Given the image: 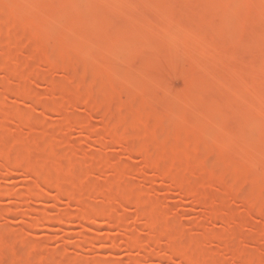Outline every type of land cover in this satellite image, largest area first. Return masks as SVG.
I'll return each mask as SVG.
<instances>
[{"label":"rangeland","instance_id":"374dc122","mask_svg":"<svg viewBox=\"0 0 264 264\" xmlns=\"http://www.w3.org/2000/svg\"><path fill=\"white\" fill-rule=\"evenodd\" d=\"M61 1L0 0V142H5L8 145L1 143L0 148L3 145L6 148L2 147L1 149L9 151L8 148L14 147V151L10 152L14 155L12 159L16 158L13 161V165L10 166L11 168L13 166L11 171H7V168L1 167V161L4 160L5 156H2V151L0 152V157H2L0 160L3 159L0 161V264H11L13 259H19V262L16 261L18 264H24L25 262V264H36V261L31 260L38 257L34 255H42V252L43 255L44 252L45 254L53 255V258L50 256L52 259L45 261V257L41 261L39 259L42 257H40L37 259V261L39 260L37 264H104L105 262L109 264L110 261L112 262L111 264H114V262L116 264H179L182 263L181 260L183 258L180 260L175 258L176 263L171 261L165 253L175 249L173 253L177 251L180 254H187L189 248L191 249V246L194 245H197L200 249L198 251V248L194 246V249L199 252L198 254L203 253L200 258H197L205 257L203 259L207 262L206 264H212L211 261L217 262L216 264H249L251 261L257 262L254 264H264V214H258L257 211L254 215L252 213L254 209L250 203L251 200L259 201L264 207V189H262L264 188V145L259 141L261 133L264 131V114L259 112L255 117L252 115L254 118H251L247 124L246 121H243L245 115L242 110H240L242 114H239L240 112L238 111L241 108L240 106L244 107V104H246V109L244 110H247L248 107H252V109L257 107L253 106L256 96L254 98L252 96L257 95L255 93L256 87H253V85L252 87H236L237 95L235 97L240 98L239 100L237 98H225L222 94L217 95L216 106H213L217 112H211L213 111L211 110V113H194L193 101L191 102L190 98L185 95L188 94L186 90L189 91L193 88L190 77L198 70L194 62L199 60L200 57H207L208 52V54L210 52L215 53V60L213 58L214 66H211L212 59L210 58L211 67L206 68V72L208 71L207 73L212 76L213 80L215 76L217 79L221 77L219 80L223 85L228 82V86L230 84L232 86L236 85L239 82V77H243L242 71L230 68L231 66H227L228 68L224 69L222 64L226 60L233 58L234 54V57L240 56L239 45L253 42L251 32L237 30L235 28L237 26L232 24L228 26L210 24L209 28L214 25L215 27L213 26V28L218 32L215 33V37L218 36L216 39L214 33H211L214 29H212L213 31L209 29L211 31L209 34L207 31L202 33L199 28L200 31L194 29L189 32L188 30L184 36H180L179 32L176 33V31H179L177 29L179 22L176 18L177 15H173L175 19L171 15V18L178 21H175V30V28L171 27L173 20L166 11L178 6L180 8L183 6L181 4L190 5L188 0H135V2L133 0L134 4L141 5V7L139 5L140 8L138 7L137 10L136 7L135 10L133 9L136 5L132 4L134 5L132 7L129 4L131 3L129 0H127L129 1L127 4L130 7L125 4L126 0H74L75 2L70 6H62ZM120 1L122 2L121 4ZM194 1L200 6L198 7L197 5V8L195 7L194 9L190 5L192 6L193 14L196 15L195 10L204 12L208 10L205 13L207 17L208 13L212 14L209 17H214V13L224 14L222 16H225V11L229 10L228 14L230 13V16H228L230 18L237 21L240 19L239 21H241V19L250 15L251 10H253V5L251 4L253 1L251 0H229L231 4L230 6H228L229 4L226 5L229 8L226 7L227 10L224 9L225 11L220 8L223 7L222 5H219V7L217 4V2L219 3L222 0ZM223 1L226 2L225 0ZM224 2L221 3L225 4ZM144 4L145 6H143ZM208 4L212 7H209ZM124 5L126 8L123 7L121 9ZM117 9H121V12H123H117ZM141 9H145V11L142 12ZM219 9L221 10L217 12ZM134 12L135 14L132 15L131 13ZM141 13L145 14L142 15ZM217 15L219 16V14ZM180 16L179 14L178 17ZM187 17L186 15L182 16V19ZM188 18L186 22L191 21L193 24H199L198 19L194 21L193 19L195 18ZM144 19L147 25L144 23ZM164 20H167L166 23L171 20V26L169 27L172 30L169 28L167 30L174 31L176 34H164L167 31L161 29L165 22ZM179 20V23H181V19ZM11 21L15 22L18 27H12ZM147 21L153 22L154 25H156L155 22H163L161 27L156 28L163 34V37L160 38L162 35L158 32L161 35L159 39L162 41V45L166 46L168 54L174 45V50L182 46L178 50L182 48L181 51L189 50L190 52L191 50L194 55L201 53L198 56L199 59L195 55L196 58L193 57V62L185 59L182 64L180 63L181 65L179 64L180 66L178 65L177 69L175 68L177 75L173 76L179 75L176 79L171 76L172 74L170 75L169 70L166 68L164 70L165 63L163 62L167 58L165 55L168 56V54H163V52L161 54L156 51L155 43H152L154 42L152 41L153 38L151 39L150 37L151 40H149L148 37L147 40L145 39V43L127 41L131 39V36H134L133 32L142 31V29L141 31L139 30L143 23L147 28L151 27L152 25L149 26L150 22ZM237 21L234 22L236 23ZM109 22L112 25L113 32L118 33L113 44L112 34L102 37L101 32H99L100 28ZM175 22L173 21L174 24ZM168 23L167 25H169ZM152 27L154 30L155 26ZM162 28L165 27L163 26ZM151 29L148 30L149 33L157 34V30H155L156 32H151ZM252 31L256 33L264 32V13L253 19ZM124 36H128V38L130 36V38L117 41L119 37ZM219 36L221 41H219ZM258 40L261 42L260 39ZM44 46H48V49L53 50L55 56L48 57L45 53V48H43ZM210 56L212 57L213 55L211 54ZM189 59L192 60V54ZM47 61L50 63H47ZM6 64L9 65L7 66ZM48 64H51L52 67ZM135 66L136 68H134ZM14 73L20 74V77L24 76L21 79L16 77ZM106 75L109 76L107 77ZM11 76H13V79H10L12 78ZM14 77L17 79L16 81ZM244 77L253 81L263 80L264 60L257 62L255 69ZM208 79L210 78L208 77ZM203 80L207 81L206 79ZM82 82L88 85L91 83L90 85L92 86L89 85L90 89H86L87 87L82 86ZM260 82L262 83V81ZM155 84L157 85L155 86ZM166 85L171 88H167ZM159 86L161 88L163 86L166 87V93L160 97L156 94V89ZM92 88L95 92L93 93L95 94L94 99L97 100L94 110L98 109L100 115L108 113L111 120L114 116H116L114 117L116 120H118L117 118L124 120L125 124L127 123V130H133L130 132L133 133L130 137L136 138L133 140L135 147L137 144L136 149L139 146L142 148V144L149 143L152 147H155L154 150L162 148L167 150L166 152L169 154H172L173 151L181 152L185 156L188 155L198 160L194 168L188 169L190 171L189 175L184 172L186 176L178 175V177L184 176V179L188 178L189 181L190 179L193 181L192 185L194 184L195 194L204 199L203 205L198 204L188 196L181 197L180 192L176 188H170L165 180L155 176L157 170L156 172L154 171V160L151 157L154 153H150L152 155H148L149 157L147 155L144 157L139 154V148L137 152H132L130 149L131 152H129L127 145L126 147L122 145L121 137L115 139L107 137L108 131H110L109 124L116 122L112 123L114 118L112 121L109 120L108 124L103 120L104 123L101 122V116L99 117L97 112L94 113L95 111L89 114L85 99L84 101L81 100L83 99L81 97L83 93L87 96L88 93L93 92L91 91ZM85 91L88 93H85ZM79 95H81L80 99L78 98ZM156 95L158 97H155ZM181 95H184V97H181ZM240 100H243L244 104L241 105L242 101L240 102ZM195 103L197 106L196 101ZM261 103L263 102L260 99ZM118 104L121 107L117 106ZM101 106L104 110H102ZM108 107L110 108L109 112L107 111ZM120 108L121 111H117ZM222 110L224 113L220 114L219 111ZM145 116L148 118L146 119ZM156 121L160 122V124L158 125ZM84 123L88 126H83ZM88 129L90 130L89 132H87ZM188 132L189 134H187ZM147 133L150 137L145 135ZM185 136V139L190 144L187 141V143L183 142ZM221 136L226 138L225 140L228 142L226 144L230 143V147L232 146L234 150L230 151V147H227L228 145L221 139L224 137ZM250 137L255 141L249 143ZM50 140L53 141H51L52 144ZM33 149L35 150L33 151ZM22 150L25 153L27 151L26 156ZM5 152L4 155H6ZM15 152H18V155ZM19 152H23L21 153L22 156ZM127 153H132V156ZM40 154L44 157H41ZM205 155L207 157L211 155L206 162H204L205 159H203L204 161L201 160ZM17 156L21 158L19 159ZM32 157H36L35 160L37 159L38 162L37 160L34 162ZM150 158L151 160H149ZM67 159L71 160V162L77 160V163L75 162V164L72 163L71 165ZM65 160H67V164H62ZM184 160L186 158L182 161L184 162ZM102 163L107 164H105L106 166L104 165L105 168H102ZM28 164H31V166ZM64 165H66V169L62 167ZM67 165L68 168L71 167V170L67 168ZM32 166H37L36 170L41 172L47 169L42 174L48 172L50 174L52 170L51 173L56 171L54 175L57 173L64 175V177L58 178L60 175L57 174L56 176L58 177L55 180L60 181L62 179L61 181H63V178L67 179L61 182L62 185L59 182V186H63L64 192L58 190V185H56L58 183H53L54 187L53 181H50V184H48L49 182H45L46 184L43 182L40 189H38L36 178L30 171V167L33 168ZM56 167L62 168L55 169ZM72 167L74 168L73 171ZM75 168L77 169L76 172ZM78 169L84 171V173H80L79 182L75 178L79 176ZM27 170L31 173V176ZM183 171L182 169L177 171L176 175L178 172V174H183ZM49 177L52 179V176ZM74 179H77V181L75 180V182ZM68 187L69 189L73 187L70 191L75 194L72 196L68 195L65 191ZM123 190L126 193L130 192L129 197L133 192L135 197H137V200L135 199L136 202L133 201L132 203L133 198H135L134 194H132V200L131 197L128 200L130 205L128 203L121 204V201L124 200L123 197H120L119 200L117 198L120 195L118 194L119 191H121V194L124 193L126 195ZM37 193L39 196L35 195ZM96 194L105 195L104 197L108 199L104 202L100 201L101 196L99 195V198ZM33 195L34 198H31ZM18 196L19 199L17 198ZM126 196L128 197V194ZM122 202H125V200ZM119 203L122 207H120ZM137 206H140L144 215L149 216L151 224L154 226H151L148 222L146 223L144 218L137 216ZM144 209L150 214L146 213ZM38 210L42 212H38ZM108 210L112 214L109 213L107 215ZM157 210L160 213L162 211L164 213L163 225L157 221V213H155ZM87 211L95 212V216L98 215L95 217L97 219L88 222L83 217L81 218L83 212L89 214ZM210 212L223 215L224 220H214ZM105 213L110 218L113 215L112 218H116L115 221L120 225L111 226L108 224L105 220L108 218ZM42 215L46 216L45 221L42 219L43 221L41 220V223L38 224L37 222H40L39 218H42ZM160 221L162 222L161 219ZM155 225L159 226L160 230L162 227L164 229L163 232L166 230L167 236L164 233L165 238L154 236L158 230L157 227L154 228ZM151 227L156 230L153 231L154 235L149 230ZM2 233L3 235L7 233L8 236L13 233L11 240L15 236L13 239L16 241V246L14 240L10 244L7 238L4 239L7 234L2 237ZM176 233L181 236L178 237L179 241L174 240ZM171 234H174L175 237ZM181 234L185 236L183 235V237ZM127 235L128 239L130 237L135 243L132 245L133 250L129 248L128 250L123 247V243L119 244L116 242H121L120 238L125 240ZM171 236L173 239L172 243H175L174 241L177 242L175 245H177L179 251L175 245H172ZM110 237L114 240L117 239L115 242L120 246H115L113 241L110 242L113 240ZM221 237H224V239ZM146 239L149 241L151 239V242H154V252L152 251L153 248H150L151 250L148 248L151 251L150 253V251L144 249L146 246L138 245L140 244L138 240L143 243L147 241ZM4 240L5 242H3ZM187 242L194 244L189 246ZM185 244H188V246L186 247ZM198 245H201V247ZM169 246L173 249L169 248ZM227 246H229V249ZM223 247L227 248V250L224 249L223 251ZM136 249H141L144 253L146 252L144 250H147L148 254H142V251H135ZM168 249L171 250L167 251ZM234 249H237L238 253ZM37 250L42 251L41 254ZM181 250L184 252H180ZM195 251L192 250L191 252ZM197 251L195 252L196 254ZM225 251H229V254L225 253ZM177 254L175 255L177 258L187 256H179ZM29 255L31 256L29 257ZM5 258L8 259L5 260ZM10 258L12 259L10 260ZM29 258L32 259L30 260ZM203 261L200 263L202 264Z\"/></svg>","mask_w":264,"mask_h":264},{"label":"bare ground","instance_id":"6f19581e","mask_svg":"<svg viewBox=\"0 0 264 264\" xmlns=\"http://www.w3.org/2000/svg\"><path fill=\"white\" fill-rule=\"evenodd\" d=\"M122 1H125V0H122ZM129 1L131 2V3H129ZM129 1H125L126 3L125 4H127V2L133 7L134 5H136V6H134L133 7V9L135 10V7H136V10H137V8L139 7V5L140 4H134L133 3V0H129ZM161 1V0H160ZM179 1V0H178ZM183 1H185V0H183ZM182 1V2H183ZM226 2H224L223 0L221 1L222 3L224 2L225 4H222L221 2H217V4H218V6L219 5H222L223 7H220V8H223V10L225 9V10H227V8H229V7H227L226 5H228V6H230V4H231V0L229 1V0H225ZM251 1H253L251 4L253 5V10H251V14L250 15H247V17H245V18H243V19H241V21H239L240 19H238V21L237 20H233L232 18H230L229 16V14H228V11L229 10H227V11H225L226 13V15L225 16H222V15H224V14H221L220 15V13H214L215 14V16L213 17H209V16H211L212 14H210V13H208V17H207V15H205V13L208 11V10H206L205 8V5H204V7L203 6H201L202 8H204L206 11L204 12V11H199V10H195V13H196V15L195 14H193V12H192V6L194 7V9H195V7L198 5V7L200 6L198 3H196L194 0H188V3L190 4V5H192V6H190V5H187V4H181V6L182 7H180V8H178V7H176V8H174V9H170L169 10V8H167V10H169V11H166L167 13H169V15H170V18H171V15H172V17L174 18V16H176V18H177V20L180 22V20L179 19H181V23H179L177 20H174L173 18H171L174 22L176 21V22H178V30L179 31H176V33H178L179 32V35L180 36H184V34H186L187 32H188V30H189V32H191V31H193L194 29H196V31H200V30H202V33H204V32H206L207 31V33L209 34V32H211V31H209V29L210 30H212V29H214V31L213 32H211L212 34L214 33V37H215V33H218L216 30H215V28H213V26L212 27H210L209 28V25L210 24H215V25H217V26H219V25H222V26H228V25H236L237 27H235V28H237V30H245V31H250L251 32V35L253 36V42L252 43H243V44H241V45H239L238 46V51H239V54H240V56L238 55L237 57H234L235 56V54L233 55V58H230V59H228V60H226L223 64H222V67L224 68V69H227L228 67L227 66H231L230 68H233V69H238L239 71H242V73H243V77L245 76V75H247V74H249V73H251L254 69H255V66H256V63L257 62H259V61H261V60H264V32L263 33H256V32H253L252 31V27H253V19H255L257 16H259V15H261L262 13H264V0H251ZM250 1V2H251ZM75 1L74 0H62L61 1V3H62V6H70V5H72L73 3H74ZM134 2H135V0H134ZM138 2V1H137ZM195 2V3H194ZM60 3V2H59ZM122 2L120 1V4H121ZM161 3V2H160ZM221 3V4H220ZM123 4H124V2H123ZM129 4H127L128 6H129ZM132 4H134V5H132ZM142 4V3H141ZM158 4V3H157ZM194 4H196L195 6H194ZM206 4V3H205ZM160 5V4H159ZM162 5V4H161ZM178 5V4H177ZM211 5H213L212 3H211ZM210 4H208V6L210 7L211 6ZM216 5V4H215ZM143 6H145V4L143 5ZM153 6V5H152ZM186 6V7H185ZM191 8H190V7ZM121 7V6H120ZM119 7V8H120ZM123 7L124 8H126L125 7V5L124 6H122L121 7V9H123ZM130 7V6H129ZM140 7H141V5H140ZM139 7V8H140ZM162 7V6H161ZM172 7V6H171ZM173 7H175L174 5H173ZM172 7V8H173ZM200 7V8H201ZM212 7V6H211ZM227 7V8H226ZM143 8H145V7H143ZM182 8H184V9H182ZM197 8V7H196ZM121 9L119 10V9H117V12L118 11H120L121 12ZM128 9H131V8H128ZM132 10V9H131ZM130 10V11H131ZM142 10V9H141ZM141 10H140V12H141ZM162 10H163V8H162ZM174 10V11H173ZM179 10V11H178ZM221 9H219L217 12H219ZM133 11V10H132ZM138 11H139V9H138ZM143 11H145V9L144 10H142V12ZM170 11H172V12H170ZM188 11V12H187ZM197 11H199V12H197ZM123 12V11H122ZM121 12V13H122ZM139 12V13H140ZM174 12V13H173ZM181 12V13H180ZM183 12V13H182ZM184 12H187V13H184ZM204 12V13H203ZM120 13V14H121ZM129 13V12H128ZM127 13V14H128ZM137 13V12H136ZM170 13H172V14H170ZM176 13V14H175ZM201 13H203L202 15H201ZM117 14V13H116ZM130 14V13H129ZM132 15L133 14H135V12L134 13H131ZM138 14V13H137ZM142 14V13H141ZM140 14V15H141ZM143 14H145V13H143ZM142 14V15H143ZM181 15L180 17H178V15ZM189 14V15H188ZM191 14V15H190ZM216 14H219V16L217 15L216 16ZM125 15H126V12H125ZM139 15V14H138ZM174 15V16H173ZM188 16L187 18L188 19H192L191 17H193V18H195V19H193L194 21H197V19L199 20L198 21V23L200 24H193V23H191V21H188V22H186V19L187 18H184V19H182V16ZM194 15V16H193ZM229 15V16H228ZM191 16V17H190ZM198 16V17H197ZM201 16V17H200ZM232 17V16H231ZM206 19V20H205ZM161 20V19H160ZM184 20H185V22H184ZM209 20H211V21H209ZM161 21H163V20H161ZM165 22H164V24H163V26L165 27V28H162L161 27V25H162V23L163 22H155V24L156 25H154V23L152 22H150V21H147V22H150L148 25L149 26H155L154 28V30H153V27L151 26V27H148L147 28V23H145V19H144V23L146 24H144L143 23V25L142 26H140V30L139 31H141V29H142V31L141 32H133V33H131V34H133L134 36L132 37L131 36V39H129L130 38V36H129V38H128V36H124V37H119L118 39H117V41L119 42L120 40H123L124 38H126V39H129V40H127V41H134V42H138V43H142V42H146L145 41V39L147 40V38L149 39V40H151L152 38H153V40L152 41H154V42H152V43H155V49H156V51H158L159 53H161L162 54V52H163V54L164 53H166V54H168V50H167V48H165L166 46L165 45H162L163 43H162V41H160V39H159V37L160 38H162L163 37V34H162V32L160 31H158L157 30V28H159V27H161V29H164V30H167V28H169L170 29V27L169 26H171L172 28H175L176 27V22H175V24L173 23V21H172V23H171V20L169 21V25H167V23H166V21L167 20H164ZM208 21V22H207ZM234 21H237L236 23L234 22ZM17 23V22H16ZM159 23H161V24H159ZM170 23H171V25H170ZM209 23V24H208ZM235 23V24H234ZM11 26L12 27H18L17 26V24H15V22H13V21H11ZM192 25H193V27H192ZM167 26V27H166ZM175 26V27H174ZM238 26H239V29H238ZM157 27V28H156ZM197 27V28H196ZM215 27V26H214ZM147 28V29H146ZM152 28V29H151ZM172 28L170 29V30H172ZM192 28V29H191ZM200 30H199V29ZM208 28V29H207ZM16 29V28H15ZM149 29H151V32H156L155 30H157V34L156 33H154V35L153 34H151V33H149ZM160 29V30H161ZM167 30V31H165V33L164 34H166V35H172V34H174L175 32L174 31H170V30ZM19 30V29H18ZM163 30V31H164ZM175 30H176V28H175ZM191 30V31H190ZM114 30L112 29V25L110 24V22L107 24V23H105V25L102 27V28H100V31L99 32H101V36L103 37V36H107V35H110V34H112L113 35V40H112V44L114 43V39L116 38V36H117V32H113ZM158 32H159V34H161V35H159L158 34ZM175 33V34H176ZM206 33V34H207ZM210 33V34H211ZM103 34V35H102ZM130 34V35H131ZM165 35V36H166ZM150 37H151V39H150ZM174 37V36H173ZM172 37V38H173ZM218 37V36H217ZM217 37H215V39L217 38ZM255 37V38H254ZM166 38V37H165ZM167 38H168V36H167ZM167 38H166V40H167ZM171 38V39H172ZM179 38V37H178ZM256 38H258V39H260L261 40V42L258 40V39H256ZM169 39V38H168ZM219 41H221V37L219 36ZM133 42V43H134ZM163 42H165L166 43V41H164L163 40ZM169 42V41H168ZM164 46V47H163ZM177 46V45H176ZM250 46H251V49H250ZM48 47V46H47ZM46 46H44L43 48H45V50H46V54H47V56L48 57H54L55 55V52L53 51V50H50V48L48 49ZM58 47V46H57ZM169 47H170V45H169ZM174 47H175V45H174ZM173 47V48H174ZM182 47V46H181ZM181 47H178V49H180ZM59 48V47H58ZM170 48H172V47H170ZM169 48V49H170ZM170 49L169 50V54H168V56L167 55H165L164 57L166 58H162V59H165V61L163 62V63H165V65H166V67H165V65H164V70H165V68L167 69V70H169V72H170V75L174 78V79H176V77H178V76H176V77H174L173 75H177V72H176V69H177V67H178V65L181 63L182 64V62L186 59L187 61H189V62H193V57H195V55H194V53H191V50H190V52H189V50H183V51H181V50H178V49H176V50H174V49ZM185 48V47H184ZM52 49V48H51ZM167 51H166V50ZM188 49V48H187ZM165 50V51H164ZM172 50V51H171ZM174 50V51H173ZM187 51V52H186ZM209 51H211V50H209ZM249 51H250V55H249ZM186 54H185V53ZM194 52V51H193ZM207 52V51H206ZM205 52V53H206ZM189 55H188V54ZM199 53V52H198ZM209 53V52H208ZM207 53V57H200V59H199V55L201 54H197L196 55V57L199 59V60H195L196 62H194L195 63V65H197V72L193 75V76H191L190 77V81H191V83H192V86H193V88L192 89H190L189 91H187L186 90V92H188V94H185V95H187L186 97H189L190 99L189 100H191V102H192V104L194 105V107H193V110L195 111L194 113H200L201 114V112L203 113H209L211 110H213V111H211V112H217L215 109H214V107L216 106L215 105V103L217 102L216 100H218L217 98V95L219 96L220 94H222V95H224V97L226 98H237V100H239L238 99V97H235V95H237L236 94V91H235V89H236V87H239V86H241L242 88H243V86L244 87H252V85H253V87H256L255 88V93H257V95H258V97H257V95H252L253 96V98H254V96H256L255 98H254V101H255V104L253 105L254 107L255 106H257V107H255V109H252V107H248V108H251L252 109V111H251V109H248L247 108V110H244V109H246L245 108V106H246V104H244V102H243V100H240V102L242 101V103H240L241 105L242 104H244V107L243 106H240V107H238V108H240V109H238V111L240 112L239 114H242V113H244V115H245V119L243 120V121H246L247 122V124H248V122L250 121V119L251 118H254L257 114H259V112L260 113H262V114H264V107H263V104H264V79L263 80H261L260 79V81H262V83L259 81V80H257V81H253V80H248L247 78H243V77H239V82L236 84V85H234V86H232L231 84H230V86H228V83H225L226 85H223V83H221V81L219 80V78L221 79V77H219L218 79H217V77L215 76V74H214V76L216 77H214V80H213V78H212V76H210L207 72H206V68L208 69L209 67H211V66H214V60H215V53H213V52H210V54H208ZM191 54H192V60H190L189 58L191 57ZM203 54V53H202ZM213 55L212 57L210 56V55ZM237 54H238V52H237ZM163 56V55H162ZM189 56V57H188ZM195 57V58H196ZM212 59V64H211V66H210V61L209 60H211ZM213 58H214V60H213ZM251 59V60H250ZM205 60V61H204ZM50 61V60H49ZM49 61H47V63L49 62ZM186 61V62H187ZM202 61H204L203 63L200 62ZM7 63H9V62H7ZM50 63V62H49ZM197 63V64H196ZM180 64V65H181ZM226 64V65H225ZM7 65V64H6ZM5 65V66H6ZM9 65V64H8ZM7 65V66H8ZM15 65H17L16 63H15ZM49 66H51V64H48ZM138 65V64H137ZM179 65V66H180ZM207 65H209V66H207ZM224 65V66H223ZM6 66V67H7ZM199 66V67H198ZM52 67V66H51ZM138 67H139V65H138ZM134 68H136V66L134 67ZM163 68V67H162ZM176 68V69H175ZM222 68V69H223ZM163 70V71H164ZM204 70V71H203ZM211 70V69H210ZM173 73H172V72ZM176 73H175V72ZM112 72H114V71H112ZM117 72V71H116ZM168 72V71H167ZM202 73V74H201ZM15 75H16V77H20V74H17V73H14ZM109 74V73H108ZM168 75H169V73H167ZM206 74V75H205ZM211 74V73H210ZM14 75V76H15ZM17 75H19V76H17ZM117 75H118V73H117ZM24 76V75H23ZM23 76H21L20 78L22 79V77ZM107 76V75H106ZM105 76V77H106ZM109 76V75H108ZM107 76V77H108ZM219 76V75H218ZM12 78H10V79H13V76H11ZM205 77V78H204ZM208 77L210 78V79H208ZM15 78V77H14ZM9 79V80H10ZM19 79V78H18ZM84 79H85V77H84ZM105 79V78H104ZM103 79V81H105ZM203 79H206L207 81H204ZM212 79V80H211ZM240 79H241V81H240ZM17 79L15 78V81H16ZM20 80V79H19ZM13 81V80H12ZM210 81V82H209ZM250 81V82H249ZM85 82V81H84ZM84 82H82L83 83V85L82 84H80V85H82L83 87H87L86 89H90V86H92V85H88L87 83H85L84 84ZM108 82H109V80H108ZM107 82V83H108ZM104 83V82H103ZM102 83V84H103ZM222 85H221V84ZM89 86H87V85ZM159 84V83H158ZM160 84H162V83H160ZM84 85H86V86H84ZM157 84H155V86H156ZM167 86V85H166ZM172 86V85H171ZM102 87H103V85H102ZM167 88H169L168 86H167ZM171 88V87H170ZM169 88V89H170ZM157 91V95L160 97L162 94L164 95V93H166L165 91H166V87H160L159 86V88H157L156 89ZM234 90V91H233ZM89 91V90H88ZM91 91H93V88H92V90ZM99 91H100V89H99ZM232 92H235V93H232ZM85 93H88V92H86L85 91ZM93 93H95L94 91L93 92H91V93H88L87 94V96L86 95H84V93L82 94V96L81 95H79L78 96V98L80 99L81 97L83 98V99H81V100H83L84 101V99H85V104H86V106L88 105V108H87V111H88V113L90 114V113H92V112H94V113H98L99 112V110L97 109V110H94V108H96V102H97V100H95L94 99V95L95 94H93ZM99 94H100V92H99ZM181 94V93H180ZM260 94V95H259ZM86 96V97H84V96ZM155 96V97H158V96ZM162 95V96H163ZM221 95V96H222ZM232 95V96H231ZM81 96V97H80ZM184 97V95H181V97ZM29 97H31L30 95H29ZM261 97V98H260ZM263 97V98H262ZM87 98H89L88 100H86ZM99 98V97H98ZM102 98H103V96H102ZM106 98V97H105ZM105 98H104V100H105ZM154 98V97H153ZM194 99V100H192V99ZM259 98V99H258ZM91 99V100H90ZM92 99H93V101H92ZM163 100H165L164 98H162ZM259 100V102H258V100ZM260 99L262 100V102L263 103H261L260 104ZM107 100V99H106ZM90 101H92V102H90ZM195 101L197 102V106H196V103H195ZM106 102V101H105ZM256 102H258V103H256ZM195 103V104H194ZM258 104V105H257ZM101 105V104H100ZM107 105V104H106ZM192 105V106H193ZM105 106V105H104ZM114 106V105H113ZM117 106H119V107H121L120 106V104H118ZM124 106V105H123ZM137 106V105H136ZM214 106V107H213ZM102 107V106H101ZM111 107V106H110ZM119 107H117L118 109H119ZM137 107H139V106H137ZM253 107V108H254ZM263 107V108H262ZM98 108V107H97ZM113 108V107H112ZM111 108V109H112ZM64 109V108H63ZM109 107H108V112H109ZM123 109H125L124 107H123ZM139 109V108H138ZM236 109V108H235ZM102 110H104L103 109V107H102ZM240 110H242V113H241V111ZM249 110V111H248ZM111 111V110H110ZM117 111H121V108H120V110H117ZM128 111V110H127ZM189 111H191V110H189ZM199 111V112H198ZM206 111V112H205ZM237 111V110H236ZM247 111V112H246ZM251 111V112H250ZM254 111V112H253ZM106 112V111H105ZM114 112V111H113ZM124 112H125V110H124ZM146 112V111H145ZM210 112V113H211ZM246 112V113H245ZM248 112H249V116H248ZM87 113V114H88ZM112 113V112H111ZM191 113H192V111H191ZM191 113H190V115H191ZM219 113L221 114V113H224L223 112V110L222 111H219ZM250 113H251V115H250ZM113 114V113H112ZM188 114H189V112H188ZM255 114V115H254ZM98 115H99V117L101 116V122H103V121H106L105 123L106 124H108V121L110 120V121H112L113 120V118L114 117H116V116H114V117H112V120H111V117L109 118V116H108V113H105V115L104 114H102V115H100V113H98ZM114 115H116V114H114ZM149 115V114H148ZM189 115V116H190ZM195 115V114H194ZM254 117H253V116ZM60 116V115H59ZM62 116V115H61ZM147 116V115H146ZM146 116H145V118H146ZM252 116V117H251ZM108 117V118H107ZM156 117V116H155ZM231 117V116H230ZM234 117V116H233ZM103 118V119H102ZM144 118V119H145ZM148 118V117H147ZM146 118V119H147ZM153 118V117H152ZM60 119H61V117H60ZM63 119H64V117H63ZM118 120H116L115 118H114V121H112V123L113 122H115V123H113V124H109V128H110V131H108L109 133H108V135H107V137H109V138H120L121 137V142H123V144L122 145H125L124 147H126V145H127V150L129 151V152H137V149L139 148V150H138V152H139V154H142L144 157H145V155H147V157H149V156H151L153 153V155L151 156L152 157V159L154 160V162H153V160H152V162H153V164H154V167H155V169H154V171L156 172V170H157V173L155 174V172H154V174H155V176H157V177H159L160 179H163V180H165L168 184H169V187L171 188V187H174V188H176L179 192H180V196L181 197H186V196H188L189 198H191V199H193L194 201H196L198 204H200V205H203L202 203H204V199L203 198H201L200 196H198V195H196L195 194V187H194V184L192 185V183H193V181L190 179V181L188 180V178L187 179H184V176H186L187 174L189 175V172L190 171H188V169L190 168V169H192V168H194L195 166H196V164H197V162H198V160L197 159H195V158H193V157H191V156H185L183 153H179V152H176V151H171L172 152V154H169L168 152H166L167 150H164V149H157L156 148V150H154L155 149V147H152L149 143H147V144H142V148H140V146L136 149V147H137V144H136V147H135V144L133 143V140H135L136 138H132V137H130L133 133H130V132H132L133 130H127V128H126V126H127V123L125 124V121L124 120H122V119H120L119 120V118H117ZM144 119H143V121H144ZM103 120V121H102ZM159 120V119H158ZM248 120V121H247ZM5 121V120H4ZM60 121V120H59ZM142 121V120H141ZM163 121V120H162ZM238 121V120H237ZM157 122V121H156ZM239 122V121H238ZM245 122V123H246ZM104 123V122H103ZM109 123H111V122H109ZM143 123V122H142ZM158 123V122H157ZM85 124V125H84ZM83 124V126H88L86 123H84ZM160 124V122L158 123V125ZM241 124V123H240ZM246 124V125H247ZM157 125V126H158ZM242 125H243V123H242ZM245 125V126H246ZM107 126V125H106ZM103 127H104V124H103ZM87 128H89V127H87ZM107 128V127H106ZM137 128V127H136ZM156 128H158V127H156ZM132 129H135V128H132ZM86 130V129H85ZM90 130L88 129V131L87 132H89ZM139 131H140V129H139ZM143 131V130H142ZM104 132H105V130H104ZM155 133V132H154ZM192 133H194L193 131H192ZM187 134H189V132L187 133ZM191 134V133H190ZM262 135H261V137H260V139H259V141L261 142V144L262 145H264V131H263V133H261ZM2 135V134H1ZM145 135H148V137H150V135L147 133V134H145ZM180 135V134H179ZM187 136V135H186ZM186 136L184 137V139L186 138ZM134 137H136V136H134ZM147 137V136H146ZM221 137H224V136H221ZM5 138V137H4ZM123 138V139H122ZM132 138V139H131ZM252 137H250V139L248 140L249 141V143L251 142L252 143V141H255V140H253V139H251ZM0 139H1V137H0ZM3 139V138H2ZM221 139H223V142L226 144V142H227V140H225L226 138L224 137V138H221ZM220 139V140H221ZM4 140V139H3ZM117 140H119V139H117ZM131 140H132V142H131ZM182 140H183V138H182ZM225 140V141H224ZM2 141V140H1ZM51 141L52 140H50V143H51ZM187 140L185 139V140H183V142L185 143ZM222 141V140H221ZM247 141V142H248ZM53 142V141H52ZM119 143H120V141H118ZM135 142V141H134ZM188 142V141H187ZM186 142V143H187ZM1 143H5V142H0V144ZM228 143V142H227ZM52 144V143H51ZM188 144H190L189 142H188ZM230 144V143H229ZM229 144H226V145H228L227 147H230V145ZM260 144V145H261ZM3 145H6V143L5 144H3ZM2 145V147L5 149L6 147H4ZM133 147H132V146ZM145 145V146H144ZM222 145H223V143H222ZM1 146V145H0ZM6 146H8V145H6ZM28 146H30V145H28ZM28 146H26V148L28 147ZM144 146V147H143ZM169 146V145H168ZM1 147V148H2ZM24 147V146H23ZM135 147V148H134ZM164 147V146H163ZM0 148V152H1V154H3L2 156H5L4 157V160L3 159H1V160H3V161H1V167H3L4 166V169L5 168H7L6 170L7 171H11V169L13 168V166H12V168L10 167L11 165H13V161L16 159L15 157V159L13 160L12 158V156H14V155H12L13 153V149H14V147L12 148L11 147V149H9L8 147V150L9 151H7V149L5 150V151H7V152H5V151H3V149H1ZM25 148V147H24ZM23 148V149H24ZM31 148V147H30ZM150 148H152L153 149V151H152V149H150ZM18 149H20V148H18ZM22 149V148H21ZM28 149H29V147H28ZM131 151H130V150ZM221 149V148H220ZM224 149V148H223ZM227 149V148H226ZM16 150V149H15ZM30 150V149H29ZM35 149H33V151H34ZM39 150V149H38ZM37 150V151H38ZM124 150V149H123ZM231 150H234V148L232 149V146L230 147V151ZM10 151H12V152H10ZM23 152H21V153H23L25 156H26V153H27V151H26V153H25V151L24 150H22ZM223 151V150H222ZM225 151V150H224ZM4 152L6 153V155H4ZM10 152V153H9ZM17 153V155H18V152H15V154ZM20 152H19V154H21ZM30 153H31V151H30ZM38 153V152H37ZM150 153H152V154H150ZM10 154V155H9ZM127 154H130L131 156H132V153H127ZM204 154H208V153H204ZM8 155V156H7ZM32 155V154H31ZM37 155V154H36ZM149 155V156H148ZM1 156V155H0ZM7 156V157H6ZM21 156H22V154H21ZM40 156L41 157H44V156H42L41 154H40ZM154 156V157H153ZM206 156V155H205ZM205 156H203V158L201 159L202 161H204L203 159H205V161L204 162H206V161H208L209 159H210V157L209 156H211V155H209L208 157L206 156V158H205ZM17 157H19V159L21 158L20 156H17ZM27 157H28V155H27ZM61 157V156H60ZM75 157V156H74ZM130 157V156H129ZM0 158H2V157H0ZM36 158V157H35ZM35 158L34 157H32V160L35 162L36 160H35ZM38 158V157H37ZM62 158V157H61ZM184 158H186V160H184V162L182 161ZM25 159V158H24ZM23 159V160H24ZM39 159V158H38ZM73 159V158H72ZM76 159V158H75ZM31 160V159H30ZM68 160V163H69V161H70V163H71V165H72V163L73 164H75V162L77 163V160H73V162H71V160H69V159H67ZM67 160H65L62 164H67L66 163V161ZM149 160H151V158L149 159ZM61 161H62V159H61ZM243 161V160H242ZM16 162H18V161H16ZM25 162V161H24ZM37 162H38V160H37ZM47 162H49V161H47ZM152 162H151V164H152ZM244 162V161H243ZM264 162V161H263ZM21 163H22V161H21ZM28 163H30L29 161H28ZM52 163V162H51ZM51 163H50V165H51ZM24 164V163H23ZM27 164V163H26ZM54 164V163H53ZM61 164V165H62ZM106 163H102L101 164V166H102V168H105L104 167V165H105ZM247 164V163H246ZM16 165V164H15ZM22 165V164H21ZM25 165V164H24ZM23 165V166H24ZM29 165V164H28ZM27 165V166H28ZM36 165H37V163H36ZM61 165H59V166H61ZM107 165V164H106ZM105 165V166H106ZM29 166H31V164L29 165ZM56 166V165H55ZM54 166V167H55ZM70 166V165H69ZM75 166V165H74ZM73 166V167H74ZM101 166H100V168H101ZM253 166H254V164H253ZM33 167V166H32ZM36 167L37 166H34L33 168H31L30 167V171H32L31 173H32V175H34L35 177L34 178H36L35 180H36V184H37V187H38V189H40V186H41V184L44 182H49L48 184H50V181H53L52 182V184L53 183H58V184H56V185H58V190H60V191H63L64 192V188H63V186H61L62 184H61V182H63L64 181V179L65 180H67L66 178H63V181H61L62 179H60V181L58 180V181H55L57 178L56 177H58V176H56V175H54L55 173H56V171L54 172V173H51V171H50V174H48V173H46V174H42V172H45V171H39V170H36ZM50 167V166H49ZM62 167H66V165H64V166H62ZM62 167H58L59 169L60 168H62ZM72 167V171H73V168ZM78 167V166H77ZM152 167V166H151ZM153 167V168H154ZM255 167V166H254ZM57 167L55 168V169H58ZM67 168H68V165H67ZM26 169V168H25ZM32 169V170H31ZM37 169H40V168H37ZM51 169V168H50ZM52 169H53V167H52ZM66 169V168H65ZM68 169H70L71 170V167H69ZM67 169V170H68ZM80 169H82V168H80ZM80 169H78L79 171H77L78 173H79V176L78 177H75L76 175H75V173L73 174L74 175V177L75 178H77L78 179V182H79V177H80V173H84V171L83 170H81L80 171ZM108 169V168H107ZM184 170L182 173L183 174H178L177 173V175H176V172L177 171H179V170ZM189 169V170H190ZM29 170V169H28ZM27 170V172H29ZM35 172H34V171ZM76 168H75V172H76ZM150 170L152 171V169L150 168ZM26 171V170H25ZM53 171H54V169H53ZM62 171V170H61ZM61 171H58V172H61ZM37 172V173H36ZM40 172V173H39ZM184 172H185V174H184ZM30 173V172H29ZM28 173V174H29ZM31 173H30V176H31ZM153 173V172H152ZM51 174H53V175H51ZM88 174V173H87ZM153 174V175H154ZM52 176V179L49 177V176ZM58 175H60L58 178H61V177H64V175H61L60 173L58 174ZM82 175V174H81ZM84 175V174H83ZM178 175H184V176H181V177H183V178H181V177H178ZM72 176V175H71ZM33 177V176H32ZM54 179V180H53ZM77 179H74V181L76 180L77 181ZM69 180V179H68ZM75 181V182H76ZM81 181H82V178H81ZM59 182H60V186H59ZM68 182V181H67ZM45 183V184H46ZM71 183H74V182H71ZM51 184V185H52ZM51 185H49V186H51ZM43 186H45V185H43ZM53 186H54V184H53ZM55 187V186H54ZM46 188H47V185H46ZM72 189H73V187H72ZM71 188L69 189V187H68V189H65V191H66V193H68V195H70V196H72L73 194H75V193H72L70 190H72ZM261 189V188H260ZM262 189H264V188H262ZM4 190V189H3ZM68 190V191H67ZM115 190H117V189H115ZM119 190H121V189H119ZM1 191V190H0ZM26 191V190H25ZM41 191V190H40ZM70 191V192H69ZM233 191L234 192H236V190L235 189H233ZM5 192H6V189H5ZM29 192H31V191H29ZM99 192V191H98ZM120 192V193H119ZM118 192V194H120L119 196H118V200H119V198L120 197H123V199L125 200V202H122V201H124V200H122L121 201V199H120V201H121V204L123 203V204H126V203H130L128 200H130V197H131V200H132V194H134L133 192H132V194H131V196L129 197V193L130 192H125L124 190H123V192H125L126 193V195L128 194V197L123 193V194H121V191H119ZM2 193V192H1ZM8 194H9V192H7ZM6 193V194H7ZM59 193V192H58ZM62 193V192H61ZM103 194H106V193H104V192H102ZM101 193V194H102ZM3 194H5V193H3ZM28 195V194H27ZM30 195V194H29ZM36 196H39L38 195V193L37 194H35ZM41 195V194H40ZM99 198H100V196L98 195V194H96ZM107 195V194H106ZM122 195H124V196H122ZM234 195V194H233ZM32 196V195H31ZM105 195H102L101 196V199H100V201H106V199H108V198H106V197H104ZM134 197H135V194L133 195ZM137 196V195H136ZM18 199H19V196L17 197ZM29 198H30V196H29ZM31 198H34V195H33V197H31ZM98 198V199H99ZM137 197H135V198H133V200H132V203H133V201H135V199H136ZM102 199H104V200H102ZM117 200V201H118ZM137 200V199H136ZM119 201V202H120ZM136 202V201H135ZM138 203H139V201H138ZM250 203L252 204V207H253V211H252V213L255 215L256 213H257V211H258V214L260 213V214H264V207L261 205V203L259 202V201H254V200H251L250 201ZM127 204V205H128ZM141 204V203H140ZM119 205H120V203H119ZM130 205V204H129ZM141 205H143V204H141ZM126 206V205H125ZM120 207H122L121 205H120ZM135 207V206H134ZM94 208V207H93ZM143 208H145L146 210H147V208L146 207H144L143 206ZM90 209H91V207H90ZM134 209V208H133ZM144 209V211L146 212V210ZM89 210V209H88ZM94 211H96V209H93ZM109 210H111V209H109ZM108 210V211H109ZM39 211H41V210H38V212ZM85 211V210H84ZM42 212V211H41ZM82 212V211H81ZM80 212V214L82 215V213ZM87 212H89V214H86L85 212H83V216H81V218L83 217V219H85V220H87L88 222L89 221H91V220H95V219H97V218H95V217H97V216H95L96 214H95V212H93V211H87ZM96 212H98V211H96ZM37 213V212H36ZM85 213V214H84ZM109 213H111V211H109L108 212V214L107 215H109ZM146 213H148V214H150L149 212H146ZM155 213H157L156 215H157V221H159L160 223H162V225H163V222H164V220H163V211L160 213V211L158 212V210H157V212H155ZM155 213L153 214L154 215V218H155ZM159 213V214H158ZM212 215H213V218H214V220H218V221H223L224 220V216L223 215H220V214H216V213H213V212H210ZM38 214V213H37ZM41 214H44V213H41ZM41 214H40V216H41ZM99 214V213H98ZM112 214V213H111ZM136 214H137V216L138 217H140V218H144L145 219V221H146V223L148 222L149 224H151L152 222L150 221V219H149V216L148 215H144L143 213H142V210L140 209V206H137V210H136ZM250 214H251V212H250ZM253 214H251L252 216H253ZM45 215V214H44ZM44 215H42V218L40 217L39 219H40V222H37L38 224L39 223H41V220L43 219L44 221H45V218H46V216H44ZM115 215V214H114ZM63 216V215H62ZM105 216H106V213H105ZM105 216H104V218H105ZM113 216V215H112ZM112 216H111V218L110 217H108V216H106V217H108V218H106L105 220L107 221V223L108 224H110L111 226L113 225V226H117V225H120L118 222H116L115 220H116V218H112ZM166 216V215H165ZM38 217H39V215H38ZM44 217V218H43ZM101 217H103V216H101ZM209 217V216H208ZM100 218V217H99ZM166 218V217H165ZM160 219L162 220V222L160 221ZM42 220V221H43ZM84 220V221H85ZM37 221V220H36ZM118 221V220H117ZM120 222V221H119ZM264 222V221H263ZM38 224H36V225H38ZM85 224V223H84ZM148 224V226H150ZM154 224V223H153ZM157 224H159V223H157ZM34 225V224H33ZM35 225V226H36ZM86 226V225H85ZM85 226H83V227H85ZM147 226V227H148ZM151 226H154V225H152L151 224ZM157 226L155 225V227L154 228H156ZM123 228V227H122ZM148 228H150V227H148ZM120 229V228H119ZM157 231L156 230H153L152 229V227H151V229H149L151 232H153V231H156L155 233H157L156 235H154L155 233L153 232V235L154 236H158V237H166L167 236V232H166V230H165V232H163L164 231V229H162V227H161V230H160V227L158 226L157 227ZM180 229V228H179ZM179 229H177V231H179ZM3 230H4V227H3ZM123 230V229H122ZM181 230V229H180ZM171 231H172V229H171ZM176 231V232H177ZM182 232H183V230H181ZM5 232V231H4ZM174 232V231H173ZM185 232V231H184ZM166 234V236H165V234ZM168 233H170L169 231H168ZM180 233V232H179ZM179 233H176L175 234V236H174V234L172 235V236H174L173 238H174V240L176 239V241H179L178 240V237L180 236L179 235ZM7 234V233H6ZM6 234H4V235H6ZM3 235V233H2V237L4 236ZM10 236H8V234H7V237H4V239H8V242L11 244V243H13V238H15V236L12 238V240H11V236L13 235V233L12 234H9ZM108 235V234H107ZM169 235V234H168ZM182 236L184 235V234H181ZM0 236H1V234H0ZM152 236V235H151ZM151 236H150V238H151ZM154 236H152V237H154ZM172 236H171V239H172ZM185 236V235H184ZM183 236V237H184ZM181 237V236H180ZM219 237V236H218ZM10 238V239H9ZM109 238V237H108ZM111 238V237H110ZM126 239L125 240H123L122 238H120V240H121V242H119V241H116V240H114L113 238H111V239H113V240H111L110 242H112L113 241V243H115V246L116 245H119L120 243H123L122 245H124L123 247H126L127 249L129 248V249H132V245H134L135 243L133 242V239L131 240V238L129 237V239H128V235L125 237ZM221 238H223L224 239V237H221ZM180 239V238H179ZM218 239V238H217ZM119 240V239H118ZM135 240V239H134ZM147 240V239H146ZM180 240H183V239H180ZM219 240V239H218ZM1 241V240H0ZM10 241H12V242H10ZM15 241V240H14ZM117 243H119V244H117ZM138 241H140V244H138V245H141V246H143V247H145L144 249H147L148 251H150L151 249L150 248H153L152 249V251L154 252V242L152 243L151 241V239H150V241L149 240H147V241H144L143 243L141 242V240H138ZM138 241H136V242H138ZM154 241V240H153ZM176 241H174L175 243H172L173 242V239H172V241H171V243H172V245H175L177 242ZM221 241H223V240H221ZM3 242H5V240L3 241ZM2 242V243H3ZM7 242V241H6ZM19 242V241H18ZM17 242V243H18ZM198 242V241H197ZM1 243V244H2ZM139 243V242H138ZM151 243V244H150ZM188 243V242H187ZM222 243V242H221ZM6 244V243H5ZM189 244V246L192 244H194V243H191L190 244V242L188 243ZM188 244L186 245L185 244V246L187 247L188 246ZM199 244V243H198ZM200 244H201V242H200ZM3 245H4V243H3ZM19 245V244H18ZM17 245V246H18ZM137 245V244H136ZM6 246V245H5ZM13 246H14V244H13ZM15 246H16V241H15ZM19 246H21V245H19ZM27 246V245H26ZM120 246V245H119ZM176 246V249H177V245H175ZM195 246V248H198L197 247V245H194ZM194 246H191L192 248V250H196V249H194ZM199 246V245H198ZM222 246H223V244H222ZM22 247V246H21ZM139 247V246H138ZM137 247V248H138ZM199 247H201V245L199 246ZM34 248V247H33ZM141 248V247H140ZM150 250H149V249ZM167 248H168V246H167ZM166 248V249H167ZM169 248H172L171 246H169ZM227 248L229 249V246H227ZM227 248L225 249V247H223V251H224V249L225 250H227ZM238 248V247H237ZM35 249V248H34ZM128 249V250H129ZM134 249V248H133ZM132 249V250H133ZM143 249V248H142ZM173 249V248H172ZM179 249H182V248H179ZM190 248H189V251L187 252V254L185 253H179V252H177V251H175L176 253H178L179 254V256L181 255H187V256H185V257H176L175 255H176V253H173L174 252V250L175 249H173V250H171V252H167V251H170L169 249L166 251L167 253H165L166 255H167V257H169V259L171 260V261H174V262H176V259H178V260H180L181 258H183L181 261H182V263H179V264H188V263H191V264H194V263H198V264H201L200 262L201 261H203L204 259H205V257H202L201 259H199L200 258V256H202L201 254H203V253H201V254H198L199 252V248L196 250L197 251V254L195 253V252H191L192 250H191ZM36 250V249H35ZM138 249H136L135 251H137ZM140 251H142L141 249H139ZM138 250V251H139ZM147 250H144V251H146L145 253L143 252L142 254H148V251ZM178 250V249H177ZM38 252L40 251V250H37ZM179 251V250H178ZM183 250H181L180 252H182ZM234 251H238L237 249H234ZM41 252L42 251H40V254H41ZM184 252V251H183ZM228 253L229 254V251H225V253ZM235 252V253H236ZM37 253V252H36ZM138 253V252H137ZM150 253H151V251H150ZM194 253V254H193ZM238 253V252H237ZM31 254V253H30ZM46 254H48L47 256H46ZM45 254V252H44V255H43V252H42V255H34V256H38L37 258H35V259H30L31 261H36V264H37V262L39 261V260H41V261H43L44 260V258H45V261L46 260H51L52 258H53V255L51 256V254L49 255V253H46ZM52 254H54V253H52ZM139 254H141V253H139ZM174 254V255H173ZM177 254V255H178ZM57 255V254H56ZM198 255V256H197ZM231 255V254H230ZM31 255H29V257H30ZM50 258H49V257ZM145 256H147V255H145ZM233 256V255H232ZM15 257V256H14ZM33 257V256H32ZM40 257H42V258H40ZM197 257H199V258H197ZM13 258V257H12ZM12 258H10V260L12 259ZM17 258V257H16ZM34 258V257H33ZM40 258V259H39ZM176 258V259H175ZM204 258V259H203ZM8 259V258H7ZM6 258H5V260H7ZM37 259H39L38 261H37ZM3 260H4V258H3ZM200 260V261H199ZM253 260H255V259H253ZM9 261V260H8ZM12 262H11V264H18V262L20 261L19 259H13V260H11ZM16 261H18V262H16ZM205 261V260H204ZM202 262V264L203 263H207L206 261L205 262ZM251 261V260H250ZM255 261H257V260H255ZM194 262V263H193ZM212 262V264H214L215 262H213V261H211ZM26 263V262H25ZM24 263V264H25ZM112 262L110 261V263L109 264H111ZM177 263V262H176ZM217 263V262H216ZM215 263V264H216ZM254 263H257V262H254V261H251V262H249V264H254ZM104 264H106V262L104 263ZM107 264H108V262H107ZM114 264H116L115 262H114ZM218 264H220V263H218ZM258 264H260V263H258Z\"/></svg>","mask_w":264,"mask_h":264}]
</instances>
